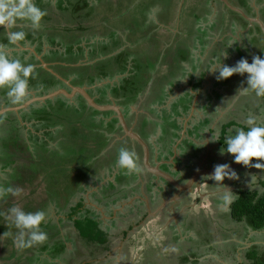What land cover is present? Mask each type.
<instances>
[{
    "label": "rangeland",
    "instance_id": "rangeland-1",
    "mask_svg": "<svg viewBox=\"0 0 264 264\" xmlns=\"http://www.w3.org/2000/svg\"><path fill=\"white\" fill-rule=\"evenodd\" d=\"M55 1L58 0H53L52 2L48 3L45 1L42 2V7L45 9V11L47 10L46 12L49 18L41 20L39 28L31 27V29L35 31L36 37L37 35L47 33L48 31L52 30L51 27H57L55 33L58 34V42L62 41V43L64 44V47H60L61 50H66V46L73 43L76 44L75 48L76 50H78V37L81 38V43L78 41L80 44H85V41H87V38H89L90 40H88L87 42L92 43L93 41H96L97 45H101L102 42H106V40H108L109 35L112 32H118L117 34L119 35L120 40H123L124 43L122 50H126L127 52H130V54L135 56L134 58H136L137 65H140L141 67L138 84L139 86H141L142 91L139 92L138 96L135 98V101H131L129 104V107L132 108V113H130L131 117L129 116V118L130 121L132 120L131 122H133V119H135L137 114L138 117L140 116L138 124H140L141 126L142 122L144 121L143 117L145 116L148 120L146 129L150 132H155L157 126L156 123H161L162 125L165 122L161 117L162 112H164L161 110L163 107L156 108L154 112H152L149 107L150 102L153 101L152 96L154 94V91L158 88H162L159 83H166V81L170 78H178L179 76H181L182 73L180 72L179 68H181L183 65H188L187 62H181V58L183 56H188V58L190 57L195 60L200 56H203L204 54V49L201 48V46L203 45L200 44L202 34L199 27L197 28L196 24L192 23L190 15H199V11L204 14L205 11L210 10V8H212V6L216 4L215 6L219 9L217 15L215 16V24L218 27L220 26L218 25L220 19L225 18L228 23H230L231 18H233V16L235 15V13L233 12L235 10L230 7L227 8V5H225L224 2L220 0H210L209 2L207 0H90L91 4H89L87 11L91 6L95 4V13H97L98 15L94 13V19H92L93 17L90 16L91 19H87V21H84L83 28H79L80 25L77 23V20H79L81 15L78 16V14H80L77 13L79 9L73 7L75 6L77 0H71V5L68 4L70 5L71 10L77 11L74 15L72 14L71 10L67 12L57 11V5ZM78 1L81 2V0ZM195 3H197V10L193 9ZM220 6H224L227 12H222L220 10ZM154 8L158 9V11L156 12L155 22L150 21L148 15L150 10ZM20 25L22 26V24H19V26ZM14 26H16V24ZM1 28L2 26H0V31ZM43 39V42H46L47 44V49L50 50L51 47L50 43H48L47 41V37H44ZM37 43L40 44V41H37L36 44ZM102 45H105V43H103ZM196 47L197 49L194 53ZM237 51H243V54H245L246 52L242 47H238ZM40 55L42 56V54ZM50 58L51 57L48 58L47 56V59L45 61L46 63H48V67L53 69L60 75H62L61 73L69 72V76L62 75V77H66L71 82H73L74 78L79 77V72L83 71L85 73V71L87 70L88 72H92L93 67L91 65L96 60L95 57H92L93 59L88 57L87 59L83 58L81 59L82 61L76 62L75 65H71L66 64L67 62H62L64 61L63 59L59 61L58 59L51 60ZM200 64H203V62H200ZM206 65L210 66L208 64ZM185 68L187 69L188 74L193 71L192 68H188L186 66ZM217 75V72L213 75L211 74L212 81L215 84L214 86H212L211 91L205 94L208 98V101L206 99L207 103L206 101H204L206 104L205 107H209V114L206 112L208 114L207 116H210V119L213 118L214 120L215 118V120L220 121V123L216 125L222 124V120L226 122L230 118H235V120H237L238 122L243 121L244 118L246 120L247 116L245 112L243 113L240 110L243 105L245 106L247 102L250 103V106L254 110V113L258 115V108L256 105H258L259 102L263 101L264 106V97H257L255 93L251 92L249 93L250 95L248 97H243L239 94H236L237 89L241 86V82H238V80H230L227 86L219 90L218 83H220V81H223L224 79L217 80ZM124 76H129V73H125L123 76H121V78H123ZM187 77L188 76H186V78ZM117 80L118 77H116L115 79L106 78L104 80L98 81L95 85H90V89L104 87V85L110 82L113 84V82ZM190 81L193 80L190 79ZM73 84L76 85L74 82ZM243 86L247 87V85L244 84ZM181 88L182 87L177 86L175 88L174 94H176ZM189 89L190 88L187 87L185 88V90L183 89L180 92L186 93V91ZM215 89L223 92V96L221 98L219 97L220 99L217 96L218 92L214 93ZM205 92H207V90ZM97 93L98 92H95V94ZM185 93H183L182 95H185ZM108 94H111L110 90L108 91ZM209 94L210 96L208 97ZM171 99L172 98H170V100ZM125 108V110L127 111V107ZM147 114L150 116L147 117ZM31 115H33V113H31ZM85 116L81 115L77 117V120H82V122L78 125L81 129L84 126L86 127L88 123L87 120H85ZM111 119V115H108L106 121H109ZM197 119L199 118L194 119V122ZM13 120L14 119L12 118L9 122V124H11L10 126H7L8 123H6L5 125H0V163L2 161L10 162L12 161V157H14V160L16 161V156L19 155L18 163L20 164V166L18 168L15 166V174L13 173L14 176L10 174L11 168L3 170L2 173H0V185L10 186L13 184V188H19L22 189V191L18 196L8 194L7 196L0 198V210L3 211V213L7 217V221H5V224L9 227V230L11 229L15 233L14 238L17 236L19 230L16 229V227L13 228L14 224L10 219L9 213V209L11 207L19 206L25 212H34L35 209L33 210V208L43 209L42 204H44L45 202L48 201L49 204L50 200H53L54 198L60 199L63 202V206L52 202V206L49 207V215L54 217V220L57 221L60 217H66L67 212L70 209L69 206L66 205L67 202H64L65 197L67 196V198H69L68 194L76 190L80 186V182H83L85 186L89 187L87 190L81 192L85 194L86 209L91 208L92 210L97 211L95 213L96 216L99 211L101 212V218H99V220H104L102 222V225H108L110 226V228L112 227L110 231L115 232L114 236H116L117 238V244H113L110 252H104V249H98L99 247L94 248L93 246H89V248H87V246L83 245L82 242L79 241L81 239L80 236H78L79 232L75 229L72 221H69L67 218H65L63 221L64 224L61 225L63 233L67 235L69 234L74 238H76L77 236L79 237L75 240L79 245L80 251L77 254V258L70 259L71 264H87L88 262H91L93 264H114V262H116L117 259H121L124 254H129L127 260L124 262L125 264H142L149 250H153L156 253H160L161 255H163V248L161 244H159L160 242H162L160 241V239H162L163 235L159 234L162 231V226H160L159 228L157 222L153 220L156 218L158 212L153 209V212H155V214L152 212L150 216L140 218L139 223L137 222L138 224H133L130 223L129 217L131 215L130 207L135 205L134 203L130 204L129 208L126 207L123 210V216L121 217L122 219L120 221L119 213H115L116 211H119L116 210L118 207H109L106 205L107 202L100 201L102 198H106V200L109 201L110 199H108V197L112 193L111 191H105L104 188L106 184H109V180H106L107 174L109 172L105 170L104 165L105 167L108 166L112 160L111 156H115L118 153L117 149L119 147L116 146L118 142H120V139H118L117 137L118 132L110 131L106 123H104L101 127L95 126V128L97 129L94 128V132L90 131V138L85 141V143L88 144L87 146L92 145L91 149L93 151H88L90 153L88 154V156H85L83 161L81 160V158H83L84 155H81L82 157L80 158V160L78 162H75L74 157L72 159H69L67 158V156H64L69 155V148L66 149L64 144L62 146V150L61 142L58 139L54 138L49 141L50 146H55L56 149H61L59 151L55 150L56 152H59L56 156L50 154L53 151L46 149L42 145V141L35 138V128L37 126L34 127L30 124V128L25 129L20 126L22 125L21 121L18 124L16 120ZM59 120L61 119L58 118V121ZM131 122H127V124H130ZM198 122L199 120L195 123ZM211 124L212 121L210 122L208 127ZM59 128H61V126H59ZM217 128H222V126L219 125L217 126ZM159 132L154 137H152V143H154L152 148L156 152L157 150H159L158 143H163V141H158L160 135ZM100 133L103 134L102 136L105 135L108 137L106 139L107 142L102 143L101 140H95V134ZM37 134L42 136L43 131H40ZM80 140L83 141V139ZM104 140L105 138L103 139V141ZM197 142H200V138ZM95 147L97 148V150L95 149ZM217 147H219L220 149L222 148L220 147V144L213 147V149L215 150H213L208 156V163L215 162L214 159H217V156H219V158H224L225 155H227V153H225L224 156L221 155L220 150H216ZM188 151L190 152L191 150ZM205 151L206 148L200 153L202 157L205 156ZM41 157L49 159L50 164L48 165L47 169H42L38 172H35V170L42 164H40L39 161ZM202 157H200L198 160H200ZM153 159L154 154L151 153L150 162L152 166H154ZM254 161L255 158L253 162ZM52 162L56 163L52 165ZM180 162H183L182 156L176 157L174 161H172V159L167 160L166 164H164L163 167L172 170V168L174 169L178 164H180ZM87 163H94V165L90 166V164ZM97 163H99L98 166ZM98 167L100 169H98ZM139 167L141 169V164L139 165ZM98 170H100L101 173H98ZM234 170L237 172L239 179H232L234 180V183L233 185L229 186L235 196L240 189L262 191L264 170L250 168L244 165ZM147 171L148 169L143 170L140 174L150 178L151 172L148 171L150 172V174H148ZM252 175H255V179L252 178ZM21 178H25V180L21 182ZM134 178H136L137 180L132 182L134 187L129 186V189L131 190L130 192H134L135 188L140 190V186L142 187V182L138 179L139 175H134ZM111 179H114V177H112ZM122 187L123 185H119V188ZM155 189L156 187L153 188L152 186L151 191H154ZM155 193L157 192L155 191ZM198 196V194L194 193L192 195H187L188 199H190V203L193 204L190 205L188 210H181V212L179 211V217L183 216L182 220H185L186 217L192 216V221L194 224H192L191 226L199 227L201 229V233L205 232L206 230L210 231V228L213 230L211 243L213 244V250L217 251L214 256L218 257V259H215L216 261L212 262L213 264H221L220 259H224L225 251L230 252L226 253V255L229 257L231 255V251L234 248L233 246L235 244L238 245V241L242 239V236L244 237V234L246 236L250 234L249 240L251 239V237H253V239L251 240H254L256 243L259 242L260 254L264 252V229L254 231L251 228H246L245 233L240 232L241 230H239L238 232V229L234 230V232L232 229L231 239L228 240L227 237L229 235L230 229L232 227H240L241 224H233L234 221H236L235 219H233V222H226V216L229 217L232 214L230 213V209L229 212L227 211V213H223L225 214L224 217L221 216L223 214H220L218 210L219 207H217V204L219 203V197L221 196L220 194H217V196L215 197H205L204 194L203 196L201 195L200 198ZM72 199L77 202L80 197H71V200ZM168 200H170V203L171 199ZM112 207L115 209L113 212L111 211ZM47 211L48 210L46 209L45 212ZM46 215L48 214L46 213ZM112 216H115V218H112ZM50 217L48 216V219H50ZM206 218L210 219L208 220ZM110 219H116L118 221L115 223L110 221ZM214 219L216 222L213 221ZM229 219L232 220L231 217ZM219 220L221 222H218ZM222 220L224 222H222ZM166 223L167 222H163L164 228L168 227V224ZM230 223L231 225L233 224L232 227ZM130 224H132V227ZM222 226H225V228L222 229ZM124 232L127 233L124 234ZM208 234L209 233L205 232L206 237H208ZM200 236L202 237L201 234ZM65 238V240H67L66 236ZM0 239L2 242L5 240L3 235H0ZM72 243L74 242H68L69 247H72ZM252 245L254 244L248 243V247ZM190 247L193 246L187 244V249H189ZM165 248H168L166 244ZM12 252H15L16 256H22L23 258L27 257L30 254L29 251L17 248L15 244H7V246L4 244L2 250L0 251V264H15L16 259L14 257H11L9 260L5 261L1 259L2 257L11 255ZM140 254L145 255V257L141 259V256L140 261H142L141 263H138L140 261H138L137 259L139 258ZM110 258H116V260L114 259V261L109 262L108 260ZM22 260L24 261V259ZM224 261H226V259H224ZM230 261L231 260H228L227 264H231Z\"/></svg>",
    "mask_w": 264,
    "mask_h": 264
},
{
    "label": "trees",
    "instance_id": "trees-1",
    "mask_svg": "<svg viewBox=\"0 0 264 264\" xmlns=\"http://www.w3.org/2000/svg\"><path fill=\"white\" fill-rule=\"evenodd\" d=\"M52 2L53 0H34L36 5L40 7L42 10H45L42 7V2ZM71 0H58L55 1L57 5V11L61 12H67L70 11V3ZM209 2V1H208ZM70 5H68V4ZM90 1L89 0H81L79 2L75 3L76 9H79L78 12L75 10H71L72 14L74 15L76 12L80 13L81 15L79 20H77V23L80 25L79 28H83L84 21L87 19H91L90 16H92L94 19V16L96 12L95 4L89 8L87 11V8L89 6ZM74 8V9H75ZM47 11V10H46ZM56 11V12H57ZM83 11V12H82ZM87 11V12H86ZM47 13V12H46ZM95 13V14H94ZM94 14V15H93ZM98 15V14H97ZM77 17V16H76ZM49 18L48 14H46L43 19ZM19 24H22V26ZM214 26H216L214 24ZM30 22L28 23L27 20H20L18 19L16 21V26L11 28V31H24L26 33L25 41H21V43L30 42L31 44L36 43L37 41H40V44L37 43V48L35 49L38 54L42 53L43 50V38L47 37L48 43H50V50L47 49L48 58L51 57V60L58 59L59 61L63 59L62 62H67L68 64H75L79 60L86 58L87 56V50L89 49V57L93 59L92 57H95V62L91 65L93 67L92 72L85 71V73L79 72V77L74 78L73 82L77 85H95L98 81L104 80L106 78L108 79H115L118 77V80L113 82V84L110 82L104 87H97L96 89H90V93L92 95H95V92H98L99 96L96 98V101L99 103H109V96L108 91L110 90L111 96L118 99L119 103L127 108H129V104L131 101H135V98L138 96L139 92L141 90V86L138 84V78L140 77V71L141 67L140 65H137L136 58H131L132 54L130 52H127L126 50H122L121 52H117L120 45L122 46V41L119 38L118 32L111 35V40L114 41L113 44H109L108 40L105 43V45H97L96 41H93L92 43L87 42L90 40L87 38V41H85V44L81 43V38L78 37L77 44L79 45V49L76 50L75 45L71 44L66 46V50H61V46L64 47V44L61 42H58V34L55 33V30L57 27H51L52 30L48 31L47 33H42L40 35H37L35 31L31 29ZM130 31V30H129ZM7 31L5 26L1 28L0 31V43L2 45H8V46H15L14 44H10L7 39ZM46 39V38H45ZM111 41V42H112ZM83 45V46H81ZM27 52L23 53L19 56V54L15 51L14 56L11 58L14 59H20L22 63L25 65L31 64L35 65L39 63V60L36 58L35 55L32 56L29 60L25 58V54ZM10 56V55H9ZM46 56V59H47ZM185 59L188 58V56H183ZM182 60L183 61V58ZM68 60V61H65ZM193 61H198L197 59H193ZM199 64H196L193 66V71H196L199 68ZM180 72L182 73L181 76L178 78H170L166 81V83H159L162 88H158L154 91V94L152 96V100L150 102V109L152 112L155 111L158 107H163L161 110L164 111L161 114V117L163 121H165L162 125L161 123H156V130L155 132H150L146 129L148 125V120L146 117H143L142 127L140 129L141 134L144 136L145 140L149 143L150 147H153L154 143H152V137H154L158 132L160 133L158 141L163 143H158L159 149L161 154H163L164 150H168L169 153L173 154V145L176 144L177 140L181 137V131L184 128V121L181 120L183 116H187L192 108V103L194 100V97L196 96L194 93H192V90H187L185 95L180 96L176 100H174L172 103H169V100L171 96L175 92V88L180 83L181 79L186 78V76H189L187 69L183 66L179 68ZM125 73H129V76H123ZM62 75L69 76V72L61 73ZM188 74V75H187ZM34 77H29V88L35 89L36 91H39V95L48 93L51 90H54L57 86H60L62 84V81L57 78L54 74L47 71L45 68H36L34 71ZM205 76V75H203ZM230 77L227 79H224L223 81H220L218 83V89L225 87L228 85V81H230ZM202 82L199 81L195 85V89L202 87ZM219 90H215V93H217L218 98L223 96V92L221 93ZM6 96L8 89H0ZM219 98V99H220ZM10 98H8V102ZM59 106V107H58ZM209 107H204V111L209 114ZM32 113L33 115L29 114V112L23 113V120H26L28 122H32L34 120V123L32 125L35 127V138L37 140L42 141V145L48 149L53 151L52 155H56L59 151L62 149V146L65 144L66 149L69 148L68 153L69 155H64L67 158L72 159L74 157V161L78 162L81 155H84L81 160L83 161L85 156H88L90 152L93 151L92 145L87 146L88 144L85 143L87 139L90 138V131L94 132L95 126H103L104 123H106L107 127H109V130L114 132H122V126L119 125V120L115 117L112 118L109 121H106V118L108 115H110V112L105 111H99L92 107H90L85 100L83 96H79V98L76 101H71L70 98H67L65 96L58 97L54 102L52 100H49L48 103L45 104V106L41 108H36L35 106L32 107ZM55 111V112H53ZM241 112H245L246 116L254 115V110L250 106V103L247 102L245 106L240 110ZM206 113V114H207ZM64 114V115H63ZM128 117L130 115V110L127 112ZM126 114V116H127ZM85 116V120H87L86 127L84 126L82 129L80 126H78L82 120H77V117L79 116ZM61 120L58 121V118ZM255 116V115H254ZM246 117V118H247ZM57 118V119H56ZM132 121V120H131ZM212 119L209 117H205L204 119L200 120L197 125L195 124L194 127H189L187 129V133L189 134L183 142L180 144L179 148L182 151V158H188L190 162H193V160L198 159L200 157V153L204 150V145H198L194 142V140L190 139L191 137L201 138V132L205 131L210 124ZM245 118L243 121L240 122V124H243V128L247 130V126L244 124ZM191 124V123H190ZM231 126L234 124L237 125V121H233L228 123ZM61 126V128H59ZM88 128V129H86ZM95 128V129H94ZM228 127L225 125L223 131H225L221 136V145L225 147V138L228 136ZM88 130V131H87ZM200 130V131H199ZM40 131H43L42 136L37 134ZM231 134V133H230ZM103 134H95V140H101L102 143L107 142V136H102ZM58 139L61 142V149H56L55 146H50V140L51 139ZM105 140L103 141V139ZM80 139H83L80 140ZM80 140V141H79ZM131 140L129 146L131 145ZM124 143H126L124 141ZM128 146V147H129ZM118 147V146H117ZM124 147V146H122ZM126 147V148H128ZM121 148V147H120ZM118 148L117 150H119ZM97 150V148L95 147ZM129 149V148H128ZM56 150V151H55ZM63 150V149H62ZM188 150H191L190 152ZM136 152V151H135ZM138 164H141L143 151L140 153H137ZM64 157V158H65ZM112 160L108 166L104 168L109 172V174H115V179L109 180L108 183L104 186L105 191H111V195L108 197L110 199L109 201L106 200V198H102L101 202H107L106 205L116 206L118 207L119 202L122 200L128 199L130 196H133L135 193L130 192L128 190L129 186H133L132 182L137 180L134 178V175H136V172L129 173L125 169H120L116 166V160L118 158V153L115 156H111ZM168 159V156L166 157ZM40 166L38 162V168L35 170V172H38L39 170H45L47 169L48 165L50 164V160L41 157L40 158ZM56 162H52V165H54ZM84 163V162H83ZM183 162H180L182 164ZM18 164V165H17ZM59 164V163H57ZM90 164V166H93L94 163H87ZM99 163H97L98 166ZM2 168L6 170L7 168H11V175L14 176V168L15 166L18 168L20 164L12 160L10 162L3 161L0 163ZM51 165V166H52ZM13 167V168H12ZM193 165H190V168H192ZM33 169V168H32ZM98 169H100L98 167ZM167 169V168H166ZM13 170V171H12ZM96 171V170H95ZM141 172V171H140ZM14 173V174H13ZM87 179V178H86ZM154 179V177L152 178ZM25 178H21L20 181L23 182ZM153 180L148 184L147 191L150 193L152 190V186L154 187V183H152ZM119 185H123L122 188H119ZM127 185V186H126ZM263 189L262 191L259 190H245L240 189L237 192L236 199L231 205V213L233 218L236 221H245V223L255 231H259L264 229V181L262 182ZM11 187H14V185H10ZM89 187L85 186L83 182H80V186L70 192L69 198L67 196L65 197V201L67 202V206H69V211L67 212L66 217H60L57 221L54 220V217L49 215V207L52 205V202L59 204L60 206H63V202L60 199H53L50 200L49 204L48 201L42 204L43 209H35L34 212L47 209L48 211L45 212L48 215H46V220L44 223L41 224V229L47 233V240L43 244H35L32 247L23 248L25 251H29L30 254L23 258L22 256H16L15 252H12L11 255H7L6 257H2L1 259L9 260L11 257H14L16 259L15 264H71L70 259L77 258V254L79 253V245L76 243L78 236H80V242H82L83 245L87 246H93L94 248L99 247L98 249L102 248L104 249V252H110L113 246V240H112V234L110 229V226L102 225V222L99 218H101V212L99 211L97 216L95 213L97 211L92 210L91 208L86 209V203H85V195L81 193L82 191L87 190ZM137 188H135V191ZM71 197H80V199L76 202L75 200H71ZM130 207V206H129ZM140 202L135 204V206L130 207L132 212L136 215L139 213V210L141 212ZM135 208V209H134ZM136 208L138 210H136ZM113 211V209H111ZM147 215V214H146ZM145 215V216H146ZM48 216L50 219H48ZM123 216L122 213H119V220L121 221V217ZM143 216V217H145ZM67 218L69 221H72L75 229L79 232L78 236L76 238L70 236L69 234H64L63 230L61 229V225H63L64 219ZM5 221H7V217L3 213V211L0 210V235L4 236V241L2 242L0 239V251L2 250L4 244L7 246V244H13L14 245V232L5 224ZM112 222H117L116 219H110ZM139 223V220L137 221ZM136 222V224H138ZM15 226L13 225V228ZM191 229V228H188ZM205 232L209 233L208 237H206ZM205 232L201 233L202 239L207 238L211 239L212 234L211 231L206 230ZM127 232H124L126 234ZM65 236L67 237V240H65ZM200 237V236H199ZM176 240V239H175ZM73 241L72 247H69L68 242ZM126 245V244H125ZM160 247V246H159ZM149 250L148 252H150ZM81 253V252H80ZM247 260L248 262H242L241 264H264V253L261 255L259 254V246L253 245L250 246L247 251ZM85 255V254H84ZM108 256V255H106ZM129 254H124V256L121 259H117L114 264H125L124 262L127 260ZM142 256V258H141ZM148 256V255H147ZM145 257V255L139 256L137 259L140 261V258L143 259L145 257V260L142 264H158L157 261H147L148 257ZM199 257L196 256V260L193 262V264H199ZM24 259V261L22 260ZM116 258H110L108 261H114ZM142 261V260H141ZM138 262V263H141ZM189 261V257L185 255L183 258V263L186 264ZM65 262V263H64ZM102 262V261H101ZM104 262V261H103ZM87 264H93L91 262H88Z\"/></svg>",
    "mask_w": 264,
    "mask_h": 264
},
{
    "label": "crops",
    "instance_id": "crops-1",
    "mask_svg": "<svg viewBox=\"0 0 264 264\" xmlns=\"http://www.w3.org/2000/svg\"><path fill=\"white\" fill-rule=\"evenodd\" d=\"M207 1H210V0H207ZM220 1H223L224 4L227 5L226 6L227 8L229 7V5L224 0H220ZM227 1L228 2L230 1L229 3H231L233 6H236L240 9H242L248 16L252 17L253 20L250 21L247 17L243 16L241 13L231 10L235 13V15L233 16L234 19L231 18V20H230L231 24L228 23V21L224 18V19H220V22L218 24L220 26L218 27L215 24V16L217 15V12L219 9L218 7L215 6L216 4H214V6H212V8H210V10L205 11L204 14H202L199 11L198 12L199 15H195V16L190 15L192 23H195L197 28L199 27L200 32L202 34L200 44H202L203 46H201V45L200 46L202 49H204V54H203V56H200L199 58H197L198 61H193V59L190 57L187 59H185V57H183L184 59L181 62H187L188 63V65H183L184 67L186 66L188 68H192V70H193V66H195L196 64H199L200 67L196 71H192L186 79L180 80V83L178 84V86H180L182 88L180 90H178V92L175 95L172 96L171 100H169V103H172L174 100H176L177 98L182 96V94L185 92L182 93L180 91L183 89L185 90V88H187V87L190 88L189 90H191V88H192V91L195 90V91H193L194 94L197 93V97L196 98L194 97L196 100V104L194 106V109L193 110L191 109L190 113L187 116H183L181 118V120H183V118L184 119L189 118V123H188L189 125L187 126V128H189V127L193 128L195 124L197 125V123H195L196 121L199 120V122H200V120L204 119L208 115L204 111V107L206 106L204 101H206V99L208 101V98L206 97L205 94H207L212 89V86H214V84H215V83H213L212 78H211V74L213 75L215 73H213L210 70L215 64L220 63L222 60V63L227 64L229 66H232L242 57H246L251 62L252 57L254 55H260L262 58H264V30L262 28L264 26V0H227ZM193 9L197 10V3L194 4ZM220 10L222 12L226 11L224 6H220ZM257 20L262 21L263 25L261 26L260 23L257 22ZM214 24L216 26H214ZM127 31H129V30H127ZM114 33H116V32H112L109 35V40H108L109 44H111V43L113 44V42H114L111 40V35ZM121 41H122V46L120 45L117 52L122 51V47H123L124 43H123V40H121ZM238 47H242L243 50L246 51L245 54H243V51L238 52L237 51ZM196 49H197V47L195 48L194 53L196 52ZM86 52H87L86 53L87 54L86 59H87L89 57V50H87ZM225 54H227V56L222 57ZM133 57H135V56L132 55L131 58H133ZM181 60H182V58H181ZM79 61H82V60H79ZM200 62H203V64H200ZM66 64H68V63H66ZM206 64H208L210 66H207ZM203 75H205V77H204V81L202 82V87L195 89V85L197 84V82L202 80ZM246 77H247V74H245L244 76H240L239 74H234L232 77H230V79L231 80H238V82L243 81L244 82L243 84L247 85V83L245 81ZM190 79L193 81H190ZM185 86H187V87H185ZM206 90H207V92H205ZM249 95L250 94L241 95V96L248 97ZM209 96H210V94L208 95V97ZM110 97L111 96H109V98ZM207 101H206V103H207ZM203 102H204V104H203ZM256 106L258 108V115L255 114V116L258 117L259 120H264V119H262V118H264L263 101L259 102V104ZM15 111H17V110H15ZM200 112H202V113H200ZM222 115H224V114H222ZM12 118L14 119L13 121L16 120V122L18 124L21 121L22 126L25 127V129H29L30 128L29 125L30 124L32 125V122H28L26 120H23L21 114H18L17 112H15L12 115ZM12 118H11V116L2 117L0 119V124H2V123H4V124L8 123L9 124V122L11 121ZM196 118H199V119H197L194 122V119H196ZM17 120H19V121H17ZM24 121H26V122H24ZM233 121H237V120H235V118H233V119L230 118L226 122H224L222 120L223 123L219 124L220 126H222V128H217V126H219V125H216V124L220 123V121L215 120V118L213 120V118H212V124L205 131L200 133L201 134V138H200L201 141L200 142L202 143V145L204 144V146L206 148V155L204 157V160H202V162H198L199 167L204 166V163H208L207 162L208 156L211 154V152L213 150H215V149H213V147H215L219 144H220V147H223L221 145V137L220 136H222V134L225 132V131H223L225 125L228 127L227 128L228 132H229L228 135L230 134V130L243 126V124L241 125L240 122H238V121H237V125L233 124L231 126L230 124H228V123L233 122ZM215 134H216V136H215ZM231 134L234 135L235 133L231 132ZM189 138L192 139L194 137L189 136ZM212 139H218V140L213 141ZM180 143L181 142L178 143L177 147H176V145L174 146V153L173 154L172 153L170 154L168 150H164L163 154H161L164 163H166L167 160L172 159V161H173L176 159V157L181 156L182 151L179 148ZM216 150H220V148L217 147ZM160 153L161 152H159V150H157V152H155L153 164L155 163V161L157 159L158 160L160 159L159 158ZM167 156H168V159L166 158ZM185 160H186V158H183V162ZM214 161L215 162H213V164H215V165L230 163V162H233V157L231 154L225 155L224 158L223 157L219 158V156H217V159L215 158ZM255 162L256 161H254V163ZM262 162H264V161H262ZM159 164L161 165L162 163L160 162ZM182 164H178L174 169L172 168L171 171H173V172H175V170L177 171L179 166H181ZM240 167H238V168H240ZM3 170L4 169L0 168V173H2ZM142 171L143 170H141V172L137 173V175H139L138 179L141 180V182H142V187L140 186V189L142 190V192L138 191L137 194H135V196L133 198L136 200H140L141 202L145 201V199L148 201L150 200L149 203L152 204L151 203L152 197H151V195L150 196L148 195L150 193H148L147 189H146V186H147L145 184L146 179H144V178H146V176H143L142 174H140V173H142ZM147 173H148V171H147ZM147 181H148V178H147ZM206 181L209 182L208 186H207L206 182H202L201 185L198 186L196 194L199 195L198 196L199 198L201 195L203 196V194L205 195V197L206 196L215 197V196H217V194L222 195L223 188H224L223 185H222L223 187H221L220 189H217V188L214 189V187L212 186L213 181L211 179H207ZM225 182H224V184H225ZM228 188H230V186H228ZM144 197H145V199H144ZM177 198L178 197L173 196L171 198V202L175 201V199H177ZM169 201L170 200L165 202L166 205H162V206H164V207L167 206ZM120 204H121V202H119L118 208L116 209L119 211L115 212L117 214L122 213L126 207L129 208V206L124 207L125 204H121L123 206H120ZM192 204L190 203V205H192ZM220 204H221V200L219 199V205L217 207H219L218 210H219L220 214L227 213V211L229 212V208L222 209L220 207ZM190 205H189V207H190ZM133 206H135V205H133ZM189 207H186L183 210L186 211L189 209ZM111 209H113V211L115 210L113 207ZM136 210H138V209H136ZM160 210H161V208L158 207V209L156 211L159 212ZM130 212H131V215L129 217L130 223L135 224L140 218L143 217V213L140 212V210H139V213L137 215L135 213H133L132 210H130ZM179 214L180 213H178V211H176V213H174V215H171V216L169 215L170 217L168 216L169 218L168 219L166 218L167 220L166 219L163 220V222H167L166 224H168V227H166V228L163 227L164 225H163V222L160 218H158L160 220V222H157V218L153 219L154 221L157 222V225L159 226V228H160V226H162V231L160 233L159 232H157V233H159L160 235H163L162 239H160V241H162V242L159 243V244H161V246L163 248V255H161L160 253H156L155 251L151 250L147 254L148 255L147 261L154 260V261H157L158 264H184L183 258L186 255L189 257V261L186 264H193V262L196 260V256L199 257L198 258L200 261L199 264H213L212 262L216 261L215 259H218V257L214 256V254L217 253V251L213 250V248H212L213 244L211 243L212 242L211 239H207V238L202 239L200 236L201 229L191 226V221L182 220L183 216L179 217ZM112 218H115V216H112ZM206 219H208V218H206ZM213 221H215V219ZM218 222H221V221L219 220ZM130 225L132 227V224H130ZM222 227L224 228V226H222ZM188 228H191V229H188ZM210 230H212V229L210 228ZM111 234H112L113 244H117V238H116V236H114L115 232L112 231ZM187 242H189V243H187ZM165 244L168 246V248H165ZM187 244H190L193 247H190L189 249H187ZM241 246H242L241 242H238V245L235 244L233 250L231 251V255L229 257L226 255V253H230V252L225 251L224 259H226V261H224L223 258H221V259L219 258L221 261V264H227L228 260H231L230 261L231 264H241L244 259H245L244 260L245 262H248L247 254H246V252L242 251ZM218 247H219V245H218ZM226 250H228V249H226ZM259 254H260V252H259ZM154 257L156 258V260Z\"/></svg>",
    "mask_w": 264,
    "mask_h": 264
},
{
    "label": "clouds",
    "instance_id": "clouds-1",
    "mask_svg": "<svg viewBox=\"0 0 264 264\" xmlns=\"http://www.w3.org/2000/svg\"><path fill=\"white\" fill-rule=\"evenodd\" d=\"M157 11L158 9L155 8L150 10L148 14L150 21L155 22ZM46 14V11L38 7L34 0H0V26H6L9 29L16 24L18 19L27 20L33 28H39ZM25 38L24 31H9L7 36L10 44L25 41ZM226 56L227 54L222 57ZM210 70L213 73L218 72L217 80L227 79L234 74L240 76L247 74V87L243 86L242 81L236 94L248 95L251 92L257 97H264V58L260 55H254L251 62L246 57H242L232 66L222 63L221 60ZM34 71V65H25L20 59L11 58L7 45H0V89H8L7 95L12 104H19L26 98L29 90V77L35 78ZM244 124L247 130L242 127L230 130V133L235 134H229L225 138V147L220 149V154H231L235 163L264 170V162H262L264 161V120L250 115ZM138 159L134 150L121 147L118 151L116 166L129 173H138L141 171ZM207 177L224 185L219 199L221 200L220 207L226 209L236 199V196L223 182L226 177L239 179L237 172L231 169L230 164H217L214 166V171ZM252 178L255 179V175H252ZM21 191L22 189L19 188L0 185V198L8 194L18 196ZM9 213L14 226L19 230L13 241L17 248L32 247L35 244H43L47 240V233L41 229V224L46 220V213L43 210L25 212L21 207L13 206L9 209Z\"/></svg>",
    "mask_w": 264,
    "mask_h": 264
},
{
    "label": "flooded vegetation",
    "instance_id": "flooded-vegetation-1",
    "mask_svg": "<svg viewBox=\"0 0 264 264\" xmlns=\"http://www.w3.org/2000/svg\"><path fill=\"white\" fill-rule=\"evenodd\" d=\"M5 28H6V26H5ZM6 31H7V34H8V30H7V28H6ZM10 31H11V29H10ZM20 44L22 45V47H20L19 45H17V44H14L15 46H13V47H11V46H8L7 45V47H8V52H9V55H10V57H13L14 56V52L16 51L18 54H19V56L20 55H22L23 53H25V52H27L26 54H25V58L27 59V60H29L30 58H32V56L33 55H35L36 56V52H34V51H32L30 48H32V49H36L37 48V44L36 43H33V44H31V43H29V42H26V43H21L20 42ZM0 45H2V43H0ZM25 47V48H24ZM26 48H29V49H26ZM40 54H42V58H43V60L44 61H46V56H47V44H46V42H44L43 43V50H42V53H40ZM36 58H37V56H36ZM38 59V58H37ZM39 60V59H38ZM36 68H45L43 65H42V62L39 60V63H37V64H35L34 65ZM46 69V68H45ZM204 77L205 76H203L202 77V80L201 81H204ZM64 78H66V77H64ZM67 79V78H66ZM62 81V80H61ZM73 83V82H72ZM90 87V86H89ZM58 88H66L67 90H69V91H71V88L68 86V85H66L63 81H62V84L60 85V86H57L54 90H56V89H58ZM215 90H218V89H215ZM215 90H214V93H215ZM51 91H53V90H51ZM51 91H49L48 93H50ZM211 91V90H210ZM39 91H36L35 89H32V88H29V90H28V94H27V96H26V98L21 102V103H19V104H12V103H9L8 102V96H6L2 91H0V111H2V113H0V119L2 118V117H8V116H11V118H12V115L15 113V112H17L18 114H21V116H22V119H23V113H24V111L25 112H29V114H31L32 113V107L33 106H35L36 108H41V107H43V106H45V104L46 103H48V101L49 100H52L53 102L58 98V97H61V96H64V95H58V96H56V97H54V98H48V99H45V100H42L41 98L42 97H44L45 95H47L48 93H45V94H42V95H39ZM192 93H193V91H192ZM175 95V94H174ZM195 98L197 97V93H195ZM79 96L80 95H78V94H76V96L73 98V99H70L71 101H76L78 98H79ZM95 98H97L99 95H97V94H95V95H93ZM108 96H111L110 94H108ZM173 96V95H172ZM172 96H171V98H172ZM37 97H39L41 100H34V101H32V103L31 104H29V105H27L26 103L28 102V101H31L33 98H37ZM195 98H194V100H195ZM110 100H109V103H117V104H119V105H121L120 103H119V101L117 100V99H115L113 96H111L110 98H109ZM9 101H11V99H9ZM106 104V103H105ZM22 105H25V107H20V106H22ZM192 105H193V103H192ZM122 106V110H123V112H124V114H125V117H126V120H127V122L129 123V122H131L130 121V118L128 117V114H127V112H128V110H130V113H132V108L131 107H129V108H127V111L125 110L126 108H125V106H123V105H121ZM8 107H20V109L19 110H17V111H15V110H6V111H4V109L5 108H8ZM193 107V106H192ZM192 109V108H191ZM4 111V112H3ZM133 111H135V110H133ZM105 112H108V111H105ZM110 112V115H111V118H115V116H116V113L114 112V111H109ZM126 114H127V116H126ZM114 115V116H113ZM147 117L148 116H150V115H146ZM139 118H140V116L138 117L137 116V114H136V117H135V119H133V122H131L130 124H128V125H131V126H129L130 128H133L134 130H135V132H137L140 136H142V138L145 140V138H144V136L141 134V132H140V129H141V127H142V125L140 126V124H138V122H139ZM118 119V118H117ZM24 122H26V121H24ZM32 123H34V120L32 121ZM2 124H4V123H2ZM1 125V124H0ZM5 125V124H4ZM11 124H7V126H10ZM119 125H121L120 124V122H119ZM189 125V124H188ZM20 126H22V125H20ZM122 126V125H121ZM135 126V127H134ZM23 127V126H22ZM23 128H25V127H23ZM123 128V127H122ZM188 129V128H187ZM182 132V131H181ZM186 137L188 136V133L186 132ZM0 137H1V132H0ZM117 137H118V139H120V142H118V144L116 145V146H118L119 148L120 147H122V146H124V147H128L129 146V144H130V140H131V138L128 136V135H126V132H125V130H124V128L122 129V132H120V133H118V135H117ZM186 137H183L182 138V134H181V137L177 140V143L179 142V140L181 139V143L183 142V140L186 138ZM130 138V139H129ZM192 140H194L195 141V143L196 144H198V145H202V143L201 142H197V141H199V138H196V137H194V138H192ZM124 141L126 142V143H124ZM132 142H131V145H132V147H128L130 150H134V151H136V153H140L141 151H143V148H142V146L137 142V141H134V140H131ZM201 141V140H200ZM177 143L175 144V145H177ZM180 143V144H181ZM126 145V146H125ZM204 145V144H203ZM150 146V145H149ZM178 146V145H177ZM151 148V153L152 154H154L155 155V150L152 148V147H150ZM173 148H174V146H173ZM204 150H205V148H204ZM203 150V151H204ZM117 151H119V150H117ZM159 152H160V149H159ZM173 153H174V151H173ZM205 155H206V151H205ZM172 156V155H171ZM170 156V157H171ZM18 157H19V155L18 156H16V161L18 162ZM200 157H202V155L200 154ZM199 157V158H200ZM204 157L205 156H203L200 160H198V159H195V160H193V162H190L189 161V159L188 158H186V160L183 162V164L181 165V166H179V168L177 169V171L175 170V172H173V171H171V170H168V169H165L163 166H164V164H166V163H164V161H163V159H162V155H161V153H160V159L158 160H156L155 161V163H154V165H158L160 162L162 163L160 166H161V169H163V170H165V171H167V172H169V173H171L180 183H182V184H185L186 182H188L189 181V179H190V177L193 175V173L196 171V170H198V169H202V168H212V167H214L215 166V164H213V162L212 163H204V166H202V167H199L198 166V162H202V160H204ZM12 160H14V157H12ZM196 160H198V161H196ZM206 160V159H205ZM163 161V162H162ZM174 161V160H173ZM3 162V161H2ZM197 162V163H196ZM209 164V165H208ZM140 165V164H139ZM190 165L192 166L193 165V167L192 168H190ZM0 168L1 169H3L2 168V166L0 165ZM141 170H147V168H146V166H145V164H144V161H143V156H142V161H141ZM13 171V170H12ZM98 173H101L100 172V170H98ZM148 174H150V172H148ZM151 177L149 178V177H146V178H144V179H146V185L148 186V184L151 182V180H153L152 181V183H154L155 185H154V187L153 188H155L156 187V189L154 190V191H151L150 192V194H148L149 196L151 195V197H152V199H151V203L152 204H150L149 202H150V200L148 201V200H146L145 199V197H144V199H145V201H143V202H141L140 200V209H141V212L143 213V216H145L146 214V216L145 217H147V216H150V213H152L153 212V209L156 211L157 209H158V207H160L161 208V210L158 212V211H156V212H158L157 213V216H156V218H157V222H160V220L158 219V218H160L161 220H162V222H163V220L164 219H168L171 215H174V213H176V211H178V213H180L181 212V210H183L184 208H186V207H189V205H190V199H188V197H187V195H192L193 193L194 194H196V192H197V189H198V185L200 186L201 185V183L202 182H206V184H207V186L209 185V182L208 181H206L207 179H208V175H205V176H202V178H201V183H199L198 185H194V187H193V190L191 191V192H187V191H182V192H178V189L177 188H175V187H173V186H171L170 184H168L165 180H163L162 178H156L152 173H151V175H150ZM112 177H114V179H115V174H113V175H111V174H107V177H106V180L108 181V180H113L114 181V179H111ZM154 177V179H152ZM147 178H148V181H147ZM163 183H162V182ZM213 181V180H212ZM226 181V182H225ZM224 182H225V185L228 187L229 185H233V183H234V180H232V179H228V178H225V180H224ZM223 182V183H224ZM220 185V186H219ZM235 185V184H234ZM127 186V185H126ZM147 186H146V189H147ZM212 186L214 187V189L215 188H217V189H220L221 187H222V184H218V183H216L215 181H213L212 182ZM224 186V185H223ZM128 190L129 191H131L129 188H128ZM142 192V190L140 189V190H136V192L134 191V193L135 194H137V192ZM155 191L157 192V193H155ZM148 192V191H147ZM159 192V193H158ZM149 193V192H148ZM135 194L133 195V196H130L128 199H125V200H122L121 201V204H125L124 205V207H126V206H129L130 204H132V203H137L138 202V200H136V199H134L133 197L135 196ZM159 194V195H158ZM85 195V194H84ZM173 196H176V197H178L177 199H175V201H172V202H170V203H168L167 204V206H162V205H166L165 204V202H167L168 201V199H171ZM218 202H219V200H218ZM234 202V201H233ZM232 202V203H233ZM232 203L231 204H229L228 206H227V208H229L230 209V213H231V205H232ZM120 204V206H123V205H121ZM217 205H219V203L217 204ZM52 206V205H51ZM50 206V207H51ZM137 209V208H136ZM180 211V212H179ZM154 214H155V212H153ZM170 215V216H169ZM169 216V217H168ZM222 217H224L225 216V214H223V215H221ZM232 218V220H230L229 218ZM221 218V217H220ZM166 219V220H167ZM202 219H204V218H202ZM201 219V220H202ZM209 219V218H208ZM233 216H232V214H231V216H229V217H227L226 216V222L227 223H229V222H233ZM186 221H191V225L192 224H194L193 223V221H192V216H188V217H186V219H185ZM222 222H224L223 220H222ZM238 224V223H240L241 224V226L239 227V226H237L236 228H234V227H232L233 226V224ZM232 225H231V223H230V225H231V229H230V231H229V235H228V240L229 239H231V235H232V229H233V231L234 230H236V229H238L237 231L239 232V230H241L240 232H243V233H245L246 232V228H249L250 229V227L245 223V221H234V223H233ZM235 224V225H236ZM226 225V224H225ZM196 228H199V227H196ZM223 228V227H222ZM224 228H225V226H224ZM229 228V227H228ZM263 230V229H262ZM210 231H212L211 232V234L213 233V230H210ZM255 231V230H254ZM258 231V230H257ZM235 232V231H234ZM249 238H250V234L249 235H245L244 234V237L242 236V239L241 240H239L238 242H241L242 243V246H241V248H242V251L243 252H246L247 251V247H248V243H253L254 245H258L259 246V242H255L254 240H251V239H253V237H251V239L249 240ZM250 241H252V242H250ZM253 246V245H252ZM234 247V246H233ZM232 247V248H233ZM250 247V246H249ZM248 247V248H249ZM260 248V247H259ZM264 253V252H263ZM156 256V255H155ZM155 258V257H154ZM153 258V259H154ZM155 260H156V258H155ZM245 260V259H244ZM242 261V262H245V261ZM152 261H154V260H152Z\"/></svg>",
    "mask_w": 264,
    "mask_h": 264
},
{
    "label": "water",
    "instance_id": "water-1",
    "mask_svg": "<svg viewBox=\"0 0 264 264\" xmlns=\"http://www.w3.org/2000/svg\"><path fill=\"white\" fill-rule=\"evenodd\" d=\"M230 8H232L233 10L241 13L243 16L247 17L250 21L253 20L252 17L248 16L242 9L233 6L231 3H229L227 0H224ZM257 22L260 23V25L262 26L263 23L262 21L257 20ZM7 28V27H6ZM264 30V26L262 27ZM8 33L10 31L9 28H7ZM17 45H19L20 47H22V45L20 44V42L16 43ZM25 48V47H24ZM29 49V48H26ZM32 51L36 52L35 49L30 48ZM36 56L37 58L42 62V65L52 74H54L57 78H59L60 80H62L66 85H68L71 88V91L67 90L66 88H58L56 90L51 91L50 93H48L47 95H45L44 97H42V100L48 99V98H54L58 95H64L67 98L73 99L76 94L81 95L85 98V100L87 101L88 105L96 110L99 111H114L116 113V118H118L120 124L122 125V127L124 128L126 135H128L132 140L137 141L143 148V161L144 164L146 166V168L148 169V171H150L156 178H162L163 180H165L168 184H170L171 186L175 187L178 189V192H182V191H187V192H191L193 190L194 185H198L199 183H201V178L202 176L205 175H209L214 171V167L212 168H202V169H198L196 170L193 175L190 177L189 181L186 182L185 184L180 183L171 173L161 169L160 164L159 165H151L150 162V157H151V148L149 146V143L144 140L142 138V136H140L137 132L134 131L133 128H130L126 122V117L125 114L122 110V106L117 104V103H99L96 101V98L90 93V87L88 85H74L70 80L62 77V75L58 74L56 71H54L53 69L48 67V63H46L42 56L40 54H38L36 52ZM39 97L37 98H33L31 101H28L26 104L29 105L31 104L32 101L34 100H41ZM196 104V100H193V108ZM20 107H25V105H22ZM20 107H8L5 108V110H19ZM3 111V112H4ZM0 113H2V111H0ZM189 123V118H185L184 119V129L182 130L181 134H182V138L186 135L187 132V126ZM179 142H181V139L179 140ZM178 142V143H179ZM177 143V145H178ZM176 145V147H177ZM230 164L231 169H236L240 166H242V164L240 163H235L230 162L227 163ZM199 186V185H198Z\"/></svg>",
    "mask_w": 264,
    "mask_h": 264
}]
</instances>
